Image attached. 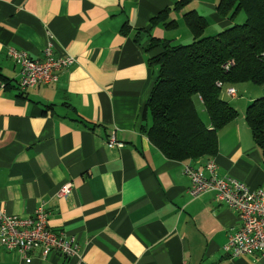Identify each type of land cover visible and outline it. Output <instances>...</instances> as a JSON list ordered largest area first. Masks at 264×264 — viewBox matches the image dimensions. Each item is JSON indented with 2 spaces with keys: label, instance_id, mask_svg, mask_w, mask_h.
I'll use <instances>...</instances> for the list:
<instances>
[{
  "label": "crops",
  "instance_id": "1",
  "mask_svg": "<svg viewBox=\"0 0 264 264\" xmlns=\"http://www.w3.org/2000/svg\"><path fill=\"white\" fill-rule=\"evenodd\" d=\"M179 1L0 0V214L25 217L42 205L48 226L78 243L70 257L36 250L30 262L0 244V264H264L260 252L229 256L236 213L213 192L192 197L183 173L185 163L212 160L218 176L264 188V156L244 117L264 83L221 90L238 115L218 130L214 156L167 158L141 129L151 125L144 106L159 74L150 59L162 50L146 51L150 38L188 44L190 10L215 34L235 20L218 14V0ZM49 44L75 63L55 82L21 89L8 48L43 59ZM110 134L123 145L108 147Z\"/></svg>",
  "mask_w": 264,
  "mask_h": 264
},
{
  "label": "trees",
  "instance_id": "2",
  "mask_svg": "<svg viewBox=\"0 0 264 264\" xmlns=\"http://www.w3.org/2000/svg\"><path fill=\"white\" fill-rule=\"evenodd\" d=\"M187 2L180 0L178 8ZM217 12L231 20L242 12L245 18L215 35L203 36L204 19L190 10L183 16L193 34L192 42L174 45L151 37L145 47L146 51L155 47L162 50L150 59L158 64L159 74L144 106L151 114V125L141 129L170 159L215 155L218 130L238 115L222 99L223 88L216 86L217 80L223 86L264 83V0H218ZM229 59L234 60V65L224 71L222 64ZM199 96L211 129L199 117ZM244 117L264 156V96L250 102Z\"/></svg>",
  "mask_w": 264,
  "mask_h": 264
},
{
  "label": "built area",
  "instance_id": "3",
  "mask_svg": "<svg viewBox=\"0 0 264 264\" xmlns=\"http://www.w3.org/2000/svg\"><path fill=\"white\" fill-rule=\"evenodd\" d=\"M7 54L19 67L18 85L24 90L57 81L59 71L76 61L70 54L55 57L50 44L43 49V59L31 57L26 51L14 47H9ZM233 65L234 60L229 59L222 64V68L228 71ZM215 84L230 95L236 94L233 86L224 87L220 80ZM106 144L114 147L122 146L123 142L110 134ZM215 169L216 164L212 160H207L202 167L185 163L183 173L190 179L189 193L196 197L213 192L216 200L236 213L239 227L228 235L224 245L230 257L264 253V188L250 189L234 177L218 176ZM69 189V183L61 185L59 195H66ZM0 244L17 252L26 262L31 261L30 253L36 250L42 257L53 251L70 257L77 252L78 247L74 236L55 232L48 226V213L42 205L32 215L25 217L0 214Z\"/></svg>",
  "mask_w": 264,
  "mask_h": 264
},
{
  "label": "rangeland",
  "instance_id": "4",
  "mask_svg": "<svg viewBox=\"0 0 264 264\" xmlns=\"http://www.w3.org/2000/svg\"><path fill=\"white\" fill-rule=\"evenodd\" d=\"M244 18H245V16H244V14L241 12V13H239V15L235 18V20H234V22H238V23H241V22H243L244 21ZM213 34H215V33H213V31L210 29V27L209 28H207L205 31H204V34H203V36H212ZM192 41V40H191ZM191 41H184L185 43H189V42H191ZM196 107H197V109H199V108H201L200 107V105L196 102ZM202 115V114H201ZM200 115V116H201ZM203 118H205V114L204 115H202V119Z\"/></svg>",
  "mask_w": 264,
  "mask_h": 264
}]
</instances>
